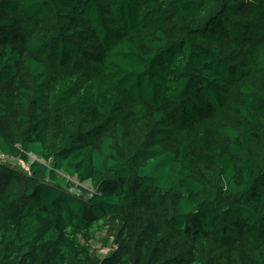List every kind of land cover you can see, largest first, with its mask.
<instances>
[{
  "label": "trees",
  "instance_id": "16d2710c",
  "mask_svg": "<svg viewBox=\"0 0 264 264\" xmlns=\"http://www.w3.org/2000/svg\"><path fill=\"white\" fill-rule=\"evenodd\" d=\"M0 152V264H264V0H0Z\"/></svg>",
  "mask_w": 264,
  "mask_h": 264
},
{
  "label": "rangeland",
  "instance_id": "374dc122",
  "mask_svg": "<svg viewBox=\"0 0 264 264\" xmlns=\"http://www.w3.org/2000/svg\"><path fill=\"white\" fill-rule=\"evenodd\" d=\"M33 159H36L34 156H32ZM7 162L12 164L13 166L23 169V170H28L29 169V165L26 163H23L20 159H7ZM69 180L75 182L77 185H82L83 187L87 188L88 190H92V185L90 181H86L84 183H79L76 178H71L68 177ZM106 237V231L101 232L98 234V237L96 239V241L93 243V246L95 248V250H97L100 254H104L106 252H108L111 249V244H112V239H109L108 241H106L105 239Z\"/></svg>",
  "mask_w": 264,
  "mask_h": 264
},
{
  "label": "built area",
  "instance_id": "2783aa9c",
  "mask_svg": "<svg viewBox=\"0 0 264 264\" xmlns=\"http://www.w3.org/2000/svg\"><path fill=\"white\" fill-rule=\"evenodd\" d=\"M0 158L3 159V160H7L9 159L8 157H6L3 153L0 152ZM118 248V245L117 244H114L110 250H116Z\"/></svg>",
  "mask_w": 264,
  "mask_h": 264
}]
</instances>
